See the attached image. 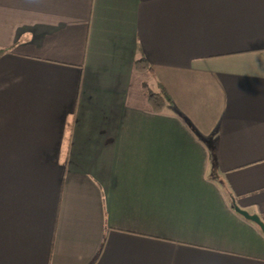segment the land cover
Instances as JSON below:
<instances>
[{"label":"crops","instance_id":"crops-1","mask_svg":"<svg viewBox=\"0 0 264 264\" xmlns=\"http://www.w3.org/2000/svg\"><path fill=\"white\" fill-rule=\"evenodd\" d=\"M0 49V264H264V0H0Z\"/></svg>","mask_w":264,"mask_h":264},{"label":"trees","instance_id":"trees-1","mask_svg":"<svg viewBox=\"0 0 264 264\" xmlns=\"http://www.w3.org/2000/svg\"><path fill=\"white\" fill-rule=\"evenodd\" d=\"M6 50L0 49V55H2ZM141 61L138 62L137 65H140ZM139 69H142L140 66H137ZM149 101L153 107L154 111L161 112L163 108L167 105V103L171 102V97L167 91H162L161 93H155L149 91Z\"/></svg>","mask_w":264,"mask_h":264},{"label":"water","instance_id":"water-1","mask_svg":"<svg viewBox=\"0 0 264 264\" xmlns=\"http://www.w3.org/2000/svg\"><path fill=\"white\" fill-rule=\"evenodd\" d=\"M234 209L240 215H242L245 219H247V220L252 221L253 223H255L260 228V230L264 233V221L260 217V215H258V214H251L248 211H246L245 209H243L240 206H238L237 204H234Z\"/></svg>","mask_w":264,"mask_h":264}]
</instances>
